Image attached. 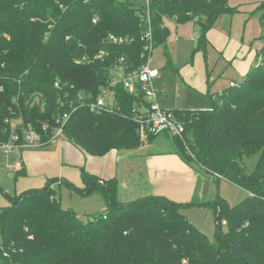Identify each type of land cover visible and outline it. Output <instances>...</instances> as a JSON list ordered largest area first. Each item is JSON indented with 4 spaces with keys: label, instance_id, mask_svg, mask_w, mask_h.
Returning a JSON list of instances; mask_svg holds the SVG:
<instances>
[{
    "label": "trees",
    "instance_id": "16d2710c",
    "mask_svg": "<svg viewBox=\"0 0 264 264\" xmlns=\"http://www.w3.org/2000/svg\"><path fill=\"white\" fill-rule=\"evenodd\" d=\"M149 4L154 48L167 43L165 18L199 27L197 51L222 14L237 12L229 0ZM145 8V0H0V146L10 139L6 121L49 139L69 114L64 138L90 156L140 148L135 118L149 103L141 90L111 84L115 68L129 73L146 64ZM257 10L264 29V2ZM111 35L130 42L114 44ZM259 55L241 83L210 96L209 110L173 111L187 125L190 151L173 139L181 160L248 194L234 207L216 200L218 227L221 220L229 226L217 246L187 220L183 210L191 204L156 195L122 204L116 180L103 185L82 169L83 186H68L83 197L99 195L108 213L81 222L62 208L49 183L10 197V206L0 209V264H264V45ZM103 89L113 102L100 112L79 99L84 92L87 102L96 101ZM258 154L247 173L243 159Z\"/></svg>",
    "mask_w": 264,
    "mask_h": 264
},
{
    "label": "rangeland",
    "instance_id": "374dc122",
    "mask_svg": "<svg viewBox=\"0 0 264 264\" xmlns=\"http://www.w3.org/2000/svg\"><path fill=\"white\" fill-rule=\"evenodd\" d=\"M262 2L264 0H229V6L237 12L233 15L222 14L212 28L221 30L229 38L231 43H226L224 51L227 47L228 51H234L233 59L248 57V60H254L251 70L260 62L259 53L264 43V29L257 10V5ZM164 24L169 31L167 43L157 45L151 56V66L160 72L154 86L162 109L172 112L184 109L209 110L210 96L230 89L231 82L239 84L243 81L244 78L237 77L233 71L232 60H227L222 54L223 50L220 51L213 43L208 42L205 49L196 51L200 29L194 23L178 25L174 19L165 18ZM112 73L114 80L121 79V68H115ZM142 145L138 158H124L131 151H122L120 155L124 159L117 162L113 159L117 151H111L105 157L110 162L108 169L119 168L120 178L124 182L118 200L127 204L149 195H162L178 203L191 204L183 210L187 220L205 234L213 246H217L219 233L226 234L229 226L225 220H221L218 227L214 208L216 200L222 199L234 207L245 200L248 195L246 191L225 180L218 182L208 179L201 173L195 177V172H199L196 167H192L193 172L181 169V165L176 164V148L170 136L162 135ZM137 155L134 153V156ZM151 155L165 156L170 164H163L151 175V163L147 160ZM72 156L79 164L84 163L85 159L89 160L87 153L79 151H75ZM258 160L259 154L243 159L247 173L254 172ZM16 161L14 152L0 149V209L10 206V197L20 195L16 192L15 173L10 168ZM88 167L97 171L101 165L98 161L88 162L84 165L86 171ZM53 188L62 208L71 211L83 223L109 211L108 205L99 195L83 197L57 180Z\"/></svg>",
    "mask_w": 264,
    "mask_h": 264
},
{
    "label": "built area",
    "instance_id": "2783aa9c",
    "mask_svg": "<svg viewBox=\"0 0 264 264\" xmlns=\"http://www.w3.org/2000/svg\"><path fill=\"white\" fill-rule=\"evenodd\" d=\"M145 7L147 29L143 36V40L146 43V50L150 53L146 60V64L139 71L129 73H124L121 68V79L114 80L113 76L111 86L122 83L125 90L130 93H134L137 90H141L144 93L149 106L145 108L143 112L137 114L135 118V121L139 124V134L142 141L147 140L150 136L157 138L162 135H167L172 137V139L180 140L189 152L190 150L186 141V123L182 119L175 116L172 111L162 109L158 103V95L155 90L154 81L160 76V72L158 69L151 66V56L154 51V47L149 0H145ZM98 21L99 19L95 18L93 23L97 24ZM108 41L114 44H124L130 42L127 38H118L114 35H111L108 38ZM235 86V83L230 84V87ZM55 87L60 89V84L56 83ZM79 99L84 102L83 105L86 104L92 112H100L101 110L107 109L108 105L113 102V95L110 90L103 89L96 101L87 102V95L84 92L79 94ZM69 116V114H64L63 117L58 120L59 126L54 129L53 134L49 137V139H44L38 132L23 126V123L20 121H6V123L10 125V139L9 142L3 144L0 148L11 152L13 150L23 151L56 145L60 140L65 139L64 127L66 126ZM43 130H47L46 125H44ZM216 177L219 178L220 176L216 175Z\"/></svg>",
    "mask_w": 264,
    "mask_h": 264
},
{
    "label": "crops",
    "instance_id": "0c3cea01",
    "mask_svg": "<svg viewBox=\"0 0 264 264\" xmlns=\"http://www.w3.org/2000/svg\"><path fill=\"white\" fill-rule=\"evenodd\" d=\"M211 30L207 35L208 42L213 43L220 51L223 50L222 52L223 56H225L227 60H232L231 64L233 71L236 73V76L240 78H244L253 68L254 60L251 59L248 60V57H246L243 60L233 59L234 51H228V47L224 51L226 43H231L229 38L219 29L218 31L217 30L211 31ZM231 83H235V82H231ZM145 141L143 142L142 146L145 145ZM141 149L142 148L140 147L138 149L132 150L130 153L124 155V158L128 159V158L140 157L137 154ZM75 151L85 153L75 148L66 139L60 140L56 145H51L40 149L11 151L16 154V158H17L16 164L13 167H10L13 168V173H15V175L13 176L17 183L16 192L22 194L31 190H42L46 187L48 183L53 187L55 180L59 181V183L61 184L68 185L69 183H71L76 187H82L83 182H82L81 170L82 169L85 170L84 165L88 162L94 163L98 161L99 164L101 165V168H98V170L96 171L91 169V167H88L87 172L96 176L99 181L104 180L105 182H107L110 180H116L119 184L118 187V194H119L120 187L124 186V182L120 178L119 168L117 169L116 167L115 170L113 168L108 169L110 162L105 158L107 155L101 158L93 157L89 155V160L85 159L84 162L85 164L84 163L79 164V161L76 160L74 156H72ZM121 152L122 151L117 152L118 154L114 156L113 159H115L116 162L119 161L120 159H124L123 156L120 155ZM134 153H136L137 156H134ZM176 157L178 159L176 162L177 166L181 165L180 166L181 169L185 168L187 169V171L193 172L192 169L194 167L192 168L188 166L185 162L181 160V158L178 155ZM147 160L151 163V167H150L151 175H154V172L158 169V167L162 166L163 164L165 163L170 164V162H168L165 159V156L151 155L147 157ZM197 171H199V169ZM198 174H200V171L198 173L195 172L194 176L197 177ZM156 196H162V195H156ZM118 201L122 204H125L120 200Z\"/></svg>",
    "mask_w": 264,
    "mask_h": 264
},
{
    "label": "water",
    "instance_id": "95a60500",
    "mask_svg": "<svg viewBox=\"0 0 264 264\" xmlns=\"http://www.w3.org/2000/svg\"><path fill=\"white\" fill-rule=\"evenodd\" d=\"M103 185H105L106 184V182L104 181V180H101L100 181ZM219 218V215L217 216V219Z\"/></svg>",
    "mask_w": 264,
    "mask_h": 264
}]
</instances>
